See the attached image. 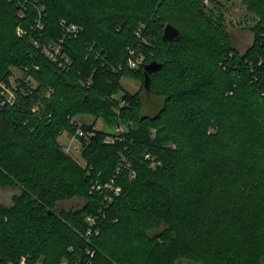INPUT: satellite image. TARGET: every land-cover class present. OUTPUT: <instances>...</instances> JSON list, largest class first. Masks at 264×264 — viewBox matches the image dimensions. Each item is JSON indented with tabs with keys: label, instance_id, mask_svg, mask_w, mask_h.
<instances>
[{
	"label": "trees",
	"instance_id": "16d2710c",
	"mask_svg": "<svg viewBox=\"0 0 264 264\" xmlns=\"http://www.w3.org/2000/svg\"><path fill=\"white\" fill-rule=\"evenodd\" d=\"M242 2L260 18L244 53L204 0H0V83L15 93L0 91V188L16 191L0 203L1 262L262 264L247 248L264 243V0ZM152 60L161 100L146 114L121 78L144 82Z\"/></svg>",
	"mask_w": 264,
	"mask_h": 264
},
{
	"label": "rangeland",
	"instance_id": "374dc122",
	"mask_svg": "<svg viewBox=\"0 0 264 264\" xmlns=\"http://www.w3.org/2000/svg\"><path fill=\"white\" fill-rule=\"evenodd\" d=\"M205 8L207 10H213L215 14L221 13L224 19V26L226 31L231 37L232 44L242 53H244L253 43L254 31L253 28L256 26L260 19L258 15L252 12L242 0H204ZM15 75L18 76L21 72L18 69L14 70ZM121 85L124 92L136 93L139 92L142 99L143 112L146 114L155 113L160 103L157 98L150 90H146L144 82L141 78L125 75L121 78ZM122 95V92L118 97ZM77 120L80 123H91L95 120L92 115H79ZM97 126L100 129L107 131H113L116 134L114 126H109L102 118L97 119ZM59 141L65 146H69V154L80 164L84 165L81 152L80 143L73 137L69 132H64L60 137ZM16 191L11 188H0V203L10 205L13 201V195ZM221 195L226 197L227 200L236 199L239 195V189L237 190L235 185H230L229 189H223L220 191ZM67 206H79L78 201H71ZM91 223V221H90ZM248 253L253 256H258L264 264V243L248 247ZM243 255H246V251H243ZM38 264H42V260L38 261Z\"/></svg>",
	"mask_w": 264,
	"mask_h": 264
},
{
	"label": "built area",
	"instance_id": "2783aa9c",
	"mask_svg": "<svg viewBox=\"0 0 264 264\" xmlns=\"http://www.w3.org/2000/svg\"><path fill=\"white\" fill-rule=\"evenodd\" d=\"M61 23L64 25L65 29L68 32L77 33L79 31H81V29H82L77 24H71V25L66 24L64 20H62ZM61 41H62V39H61ZM44 51L47 52L50 57H52L53 59H56L57 54L60 52V44H56L55 46L54 45L53 46H44ZM127 51L129 52L128 65L130 67L135 68L143 62L144 56L141 53H137L135 51V49H133L131 47H128ZM0 91L5 96V98L8 102H11V103L13 102V100L15 98V93L13 91H11V89H9L5 83H2V82L0 83ZM122 103H124V101H122ZM75 120L76 119L73 118L72 122H74ZM115 130L118 133H123L125 130V126L122 123H118ZM85 133L86 132L84 131V129L81 126H79L78 127V134L82 136V135H85ZM64 149L66 152H69L70 147L65 146ZM106 186L110 187L109 184H107ZM100 188H101V185H98L97 189H100ZM115 192L119 193V188H116ZM88 220L91 221V225H93L95 223L94 217H88ZM91 230L88 231L89 234L91 233ZM90 254L93 255V252H91ZM0 264H28V261H27L26 257H22L19 261H9V262H1L0 261ZM60 264H70V263L68 260L63 259Z\"/></svg>",
	"mask_w": 264,
	"mask_h": 264
},
{
	"label": "water",
	"instance_id": "95a60500",
	"mask_svg": "<svg viewBox=\"0 0 264 264\" xmlns=\"http://www.w3.org/2000/svg\"><path fill=\"white\" fill-rule=\"evenodd\" d=\"M181 35L182 32L177 26L168 23L164 27L162 36L165 42H172L178 39ZM161 67H162V63L156 60H152L144 65V74H145L144 87L146 90H150V73L159 70Z\"/></svg>",
	"mask_w": 264,
	"mask_h": 264
},
{
	"label": "crops",
	"instance_id": "0c3cea01",
	"mask_svg": "<svg viewBox=\"0 0 264 264\" xmlns=\"http://www.w3.org/2000/svg\"><path fill=\"white\" fill-rule=\"evenodd\" d=\"M96 126H97V124H96ZM98 127V126H97ZM99 128V127H98Z\"/></svg>",
	"mask_w": 264,
	"mask_h": 264
}]
</instances>
